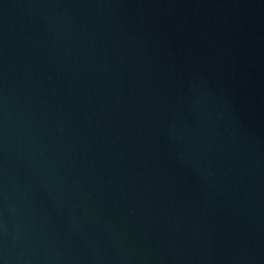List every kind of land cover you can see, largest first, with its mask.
Returning a JSON list of instances; mask_svg holds the SVG:
<instances>
[{
    "label": "water",
    "instance_id": "1",
    "mask_svg": "<svg viewBox=\"0 0 264 264\" xmlns=\"http://www.w3.org/2000/svg\"><path fill=\"white\" fill-rule=\"evenodd\" d=\"M0 264H264V0H0Z\"/></svg>",
    "mask_w": 264,
    "mask_h": 264
}]
</instances>
